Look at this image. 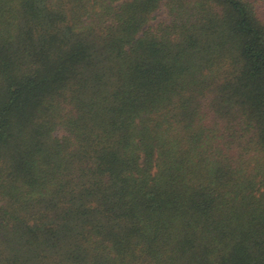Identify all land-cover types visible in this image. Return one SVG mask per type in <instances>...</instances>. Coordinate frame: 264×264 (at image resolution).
Listing matches in <instances>:
<instances>
[{"label": "trees", "instance_id": "1", "mask_svg": "<svg viewBox=\"0 0 264 264\" xmlns=\"http://www.w3.org/2000/svg\"><path fill=\"white\" fill-rule=\"evenodd\" d=\"M0 264H264V0H0Z\"/></svg>", "mask_w": 264, "mask_h": 264}, {"label": "rangeland", "instance_id": "2", "mask_svg": "<svg viewBox=\"0 0 264 264\" xmlns=\"http://www.w3.org/2000/svg\"><path fill=\"white\" fill-rule=\"evenodd\" d=\"M162 15H164V13H161V12H160L158 17H160V16H162Z\"/></svg>", "mask_w": 264, "mask_h": 264}]
</instances>
